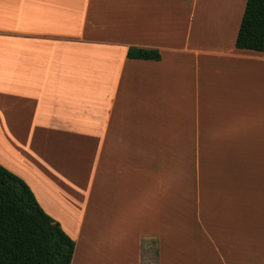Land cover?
I'll use <instances>...</instances> for the list:
<instances>
[{"label": "crops", "instance_id": "obj_1", "mask_svg": "<svg viewBox=\"0 0 264 264\" xmlns=\"http://www.w3.org/2000/svg\"><path fill=\"white\" fill-rule=\"evenodd\" d=\"M198 2L0 0V164L74 239L71 264H144L154 245L156 264H264L222 134L240 126L263 182L264 110L248 102L264 103V52L206 40Z\"/></svg>", "mask_w": 264, "mask_h": 264}, {"label": "trees", "instance_id": "obj_2", "mask_svg": "<svg viewBox=\"0 0 264 264\" xmlns=\"http://www.w3.org/2000/svg\"><path fill=\"white\" fill-rule=\"evenodd\" d=\"M264 52V0H246L235 41ZM128 56L158 60L157 49L131 47ZM75 241L40 205L29 185L0 164V264H71Z\"/></svg>", "mask_w": 264, "mask_h": 264}, {"label": "rangeland", "instance_id": "obj_3", "mask_svg": "<svg viewBox=\"0 0 264 264\" xmlns=\"http://www.w3.org/2000/svg\"><path fill=\"white\" fill-rule=\"evenodd\" d=\"M246 5V0H199L197 4L196 13L197 16L195 18L194 22V30H199L203 32V34L206 37V40L211 41L212 44H222V41L227 43L231 42V38L233 37V33L235 32L236 36L238 34V30L240 27V22L242 19V14L244 12ZM201 17H203V20H201ZM184 18V14L181 13V19ZM264 92V91H263ZM250 105H252L253 109H256L257 107L259 109L264 110V103H258L256 102H248ZM237 112V119H239V113ZM256 112V111H255ZM262 116V129L264 130V117ZM256 130V129H255ZM259 131V130H258ZM226 132H231L233 135H235V138H233V141L236 145H238V149L240 151L239 158L244 163V179L245 180H251L250 183H245V190L244 195L246 198L245 203L247 204V200H249V205L252 206V210L255 213H258L261 223H264V194L262 197H260V194L262 193V190L264 192V181L261 183H255L254 182V176H252L251 171L252 167L251 165H248V160L245 158V154L247 155V149L240 148L243 140L242 130L240 129V126H237V129L233 131L232 129H226V131L222 130V134ZM247 144V140H243ZM260 141L264 142V137H260ZM223 148H225L226 141H222ZM264 146V144H262ZM244 146V145H243ZM250 169V170H248ZM262 178V177H261ZM263 180V179H262ZM259 195V196H258ZM203 204V201H202ZM183 206H181V209ZM260 223V224H261ZM263 233H264V227L262 225L261 227ZM264 238V236H263ZM157 247L149 246L147 249V254L144 257V264H156L157 262V256L158 251L156 249Z\"/></svg>", "mask_w": 264, "mask_h": 264}, {"label": "bare ground", "instance_id": "obj_4", "mask_svg": "<svg viewBox=\"0 0 264 264\" xmlns=\"http://www.w3.org/2000/svg\"><path fill=\"white\" fill-rule=\"evenodd\" d=\"M252 73V72H251ZM254 73V72H253ZM257 75V74H256ZM256 75H254V76H256Z\"/></svg>", "mask_w": 264, "mask_h": 264}]
</instances>
